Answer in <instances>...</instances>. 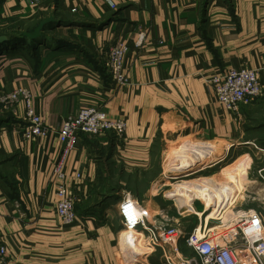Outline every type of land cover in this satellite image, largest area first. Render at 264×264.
Instances as JSON below:
<instances>
[{
    "label": "crops",
    "instance_id": "0c3cea01",
    "mask_svg": "<svg viewBox=\"0 0 264 264\" xmlns=\"http://www.w3.org/2000/svg\"><path fill=\"white\" fill-rule=\"evenodd\" d=\"M108 1L0 0V35L10 39L0 47V96L28 88L50 128L96 106L127 121L123 138L81 135L68 155L65 185L79 219L64 225L56 207L58 137L24 140V104L0 105V241L10 264H166L160 250L120 230L118 199L144 181L141 212L156 224L179 220L166 198L178 176L166 180L197 159L181 163V151L168 152L170 141L203 142L194 144L205 153L217 140L264 147V0ZM118 41L129 46L126 84L104 65ZM243 66L259 69L263 93L235 112L215 99L209 79ZM224 174L234 194V186L243 190L244 180Z\"/></svg>",
    "mask_w": 264,
    "mask_h": 264
},
{
    "label": "built area",
    "instance_id": "2783aa9c",
    "mask_svg": "<svg viewBox=\"0 0 264 264\" xmlns=\"http://www.w3.org/2000/svg\"><path fill=\"white\" fill-rule=\"evenodd\" d=\"M113 7L112 1H108ZM129 51L127 43L118 41L112 45L105 58V68L112 79L119 84H126V56ZM210 87L217 101L227 109L238 112L241 104L250 103L263 93L260 82V71L250 67L231 68L219 71L209 79ZM20 102L24 104L26 124L23 127L24 140L37 137L56 135L61 152L55 173L62 179L58 188L57 213L64 225H71L79 219L76 209L77 198L65 185L67 174L65 162L70 152L76 147L81 135L103 136L114 132L123 138L127 130V121L112 120L102 107L82 108L77 113L67 115L62 125L50 128L32 103V94L26 87H18L0 96V105L15 108ZM201 170L213 168L223 161V157L211 159ZM203 162H206L205 160ZM198 168V167H197ZM79 176V175H78ZM139 201L132 195H123L116 203V212L121 228L128 231H141L147 248L160 250L166 264H174L169 252L180 257V238L193 251L191 257L185 258L186 264H246L255 260L264 264V214L259 210L237 212L226 224L230 226L221 234L216 235L206 227L200 231L194 226L191 230L178 228L179 220L165 219L155 223L141 212ZM231 221V222H230ZM120 231V230H119ZM11 257L6 245L0 241V264H10Z\"/></svg>",
    "mask_w": 264,
    "mask_h": 264
},
{
    "label": "rangeland",
    "instance_id": "374dc122",
    "mask_svg": "<svg viewBox=\"0 0 264 264\" xmlns=\"http://www.w3.org/2000/svg\"><path fill=\"white\" fill-rule=\"evenodd\" d=\"M264 135V131L262 133ZM193 142V143H192ZM203 143V142H197L194 141L193 139H190L188 142L178 145L176 142L170 141L168 143V152L172 148V146L175 148L176 154L181 151V156H183V151L192 147V146H203V145H197L194 143ZM189 143V144H188ZM192 143V144H191ZM208 143V142H206ZM188 144V145H187ZM210 146L207 148V153L204 152V148H201L202 153L201 155H205V158H202L203 155H197L196 156V163L200 165H196L195 162H191L193 164L188 163V166L191 165L190 167L184 168V171L182 170H173V172L169 173L168 178L166 181L174 180L175 176H178V178H193L196 175H199V173H204V174H212V172H217L221 170L222 174L221 175H216L215 178H221L224 179L225 174H232L237 175L241 180H244L245 185H240L243 190L236 189V193L233 194L232 199H231V209L234 212H245L249 210H259L263 212L264 214V147L257 148L258 146L256 145H238L230 148V145L227 143H222L217 141H211V143H208ZM251 146V147H250ZM183 150V151H182ZM206 150V148H205ZM226 152H228L226 154ZM205 153V154H204ZM226 154V156H225ZM224 157L223 161L216 165L213 168H208V169H203L201 170L202 167H206V163L212 162L211 159L215 158L217 159ZM191 159V160H190ZM206 162H203V161ZM192 161V158H189L187 162ZM186 163H184L186 165ZM200 167V168H197ZM183 168V167H181ZM180 168V169H181ZM178 169V168H177ZM182 176V177H180ZM170 177V178H169ZM144 182V181H143ZM143 182L137 186V189L133 190L131 193H126L127 195H133L135 197L139 198V203L141 206L145 209L147 202L144 200L145 193L141 190L143 187ZM227 182V181H226ZM225 184L226 185H231L228 182ZM134 187V186H133ZM136 188V187H135ZM245 188V189H244ZM170 189L167 191V195L171 197H166L167 198V205H168V211H170L171 214H174L176 218L179 216V224L177 225L178 228H181L182 230H191L194 226L198 225V219L196 216L195 212H192V210H183L185 208H190V205L188 201L190 200V195H187V203L183 202V205L186 204V207H182L183 209L180 210L175 203L180 205V200L175 197L174 194H169ZM193 200V199H192ZM195 200V199H194ZM178 205V206H179ZM194 205V204H193ZM182 206V205H181ZM192 208V207H191ZM204 203L200 200H195V209L196 210H203ZM241 208V209H240ZM179 209V210H178ZM190 210V211H189ZM239 210V211H238ZM181 211V214H180ZM184 212V213H183ZM149 214V213H148ZM147 214V215H148ZM237 214H234L235 216ZM172 216V215H171ZM119 217V216H118ZM215 224V225H214ZM225 224V225H224ZM228 225V226H227ZM230 225L226 224L221 221V219L217 220H212L208 225L206 223L203 225V229L206 227L207 229L211 230L212 233L219 235L221 232L223 233ZM212 227V228H211ZM121 228V227H120ZM202 229V230H203ZM122 230V229H120ZM120 232V231H119ZM137 235H135L134 241L139 242L141 245L146 246L145 241L141 237L140 239H136ZM180 246H181V253L180 257L176 255L174 252L170 251L169 255L170 258L172 259V262L174 264H186L185 263V258L191 257L193 255L192 249H190L188 246H186L184 242V237L180 238ZM137 251V250H136ZM246 264H257V262L253 259H251V262L246 263Z\"/></svg>",
    "mask_w": 264,
    "mask_h": 264
},
{
    "label": "bare ground",
    "instance_id": "6f19581e",
    "mask_svg": "<svg viewBox=\"0 0 264 264\" xmlns=\"http://www.w3.org/2000/svg\"><path fill=\"white\" fill-rule=\"evenodd\" d=\"M201 148H203V146H192L184 150L182 156L183 161L181 163H186L185 161H187L189 158H195L199 153L202 152ZM204 156L205 155H203L202 158H205ZM226 181L227 180H225V178L217 179L215 177H204L201 175H196L193 178H178L174 181V185H172L174 187H172L169 194H174L175 197L180 200V206L182 205V207H186V204L183 205V202L187 203L188 200L185 197H187V195H190L191 198L188 201L190 208L182 209H190L195 211L197 219L199 221L196 227L197 230L200 231L201 229H203V225L205 223L206 225H208L213 219H221L222 222L227 223L231 218H233V215L236 214V212H234L235 210L233 211L231 209L230 204L232 196L234 194L232 192L233 188L229 185H226ZM229 196L230 198L227 201V198ZM194 199H199L200 201H202L205 208L203 210H196L193 207ZM129 232L136 233V239H140L139 237L141 235V231L132 230Z\"/></svg>",
    "mask_w": 264,
    "mask_h": 264
},
{
    "label": "water",
    "instance_id": "95a60500",
    "mask_svg": "<svg viewBox=\"0 0 264 264\" xmlns=\"http://www.w3.org/2000/svg\"><path fill=\"white\" fill-rule=\"evenodd\" d=\"M9 42V37L5 34L0 35V47Z\"/></svg>",
    "mask_w": 264,
    "mask_h": 264
},
{
    "label": "trees",
    "instance_id": "16d2710c",
    "mask_svg": "<svg viewBox=\"0 0 264 264\" xmlns=\"http://www.w3.org/2000/svg\"><path fill=\"white\" fill-rule=\"evenodd\" d=\"M16 41H17V38H16V39H13V41H12L11 43H12L13 45H15V43H17ZM9 44H10V39H9V42L6 43V44L3 45V46L9 45ZM3 46H1V47H3Z\"/></svg>",
    "mask_w": 264,
    "mask_h": 264
}]
</instances>
